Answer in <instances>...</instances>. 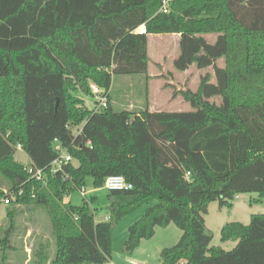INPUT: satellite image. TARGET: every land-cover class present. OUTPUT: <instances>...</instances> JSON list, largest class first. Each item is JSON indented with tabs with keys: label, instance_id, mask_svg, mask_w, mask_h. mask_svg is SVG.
<instances>
[{
	"label": "trees",
	"instance_id": "obj_1",
	"mask_svg": "<svg viewBox=\"0 0 264 264\" xmlns=\"http://www.w3.org/2000/svg\"><path fill=\"white\" fill-rule=\"evenodd\" d=\"M166 34L180 36L176 70H214L197 91L175 93L193 110L113 107L115 79L147 76L149 37ZM92 86L107 109H87ZM55 140L73 161L51 175ZM18 146L48 170L46 186L29 180ZM116 175L133 189L110 191L108 221H96L86 198L66 202L88 178L98 189ZM7 189L24 193L6 207L2 250L24 211L51 219L56 250L40 245L37 264H110L114 227L146 205L127 252L175 224L182 236L161 264H264V214L221 229L231 251L211 246L205 221L213 202L264 201V0H0V206Z\"/></svg>",
	"mask_w": 264,
	"mask_h": 264
},
{
	"label": "rangeland",
	"instance_id": "obj_2",
	"mask_svg": "<svg viewBox=\"0 0 264 264\" xmlns=\"http://www.w3.org/2000/svg\"><path fill=\"white\" fill-rule=\"evenodd\" d=\"M179 40V35H151L148 44L151 59L149 74L147 76L116 78L111 91L112 106L135 113L144 110L155 112L192 111L190 104L185 102L181 95H175V93L186 89L197 91L200 79L206 73L213 75L214 70L208 68L202 71L197 69L195 65L185 73L176 70L174 61L180 55ZM222 65L223 60L218 63L220 67ZM82 98L87 109L91 111L96 109L95 98L88 96H82ZM213 101L220 102L219 99ZM15 159L22 165L29 160L25 152L21 151H17ZM87 181L86 201L94 212L96 221H108L110 191L104 187L94 188L91 178H88ZM92 199H95V202H92ZM259 199L257 194H243L234 200L231 208H220L218 202L211 203L208 215L205 216L206 228L213 236L211 246L231 251L236 243L233 241L223 242L221 229L234 222L247 225L253 215L264 214V201L261 202ZM65 200L75 206L83 205L85 201L80 192L71 194ZM147 207V205L143 206L135 210L134 213L125 216L114 227L110 264H161V250L172 247L180 240L181 231L175 224H171L167 228H157L154 238L143 240L135 251L127 252L125 243L129 237L128 229L142 217ZM6 214V207L0 206V229L3 230L8 227ZM16 220V228L11 234L9 249L2 250L3 243H0V264H37L39 261L37 253L42 244L49 243L51 253L55 252L51 219L45 211H24Z\"/></svg>",
	"mask_w": 264,
	"mask_h": 264
},
{
	"label": "built area",
	"instance_id": "obj_3",
	"mask_svg": "<svg viewBox=\"0 0 264 264\" xmlns=\"http://www.w3.org/2000/svg\"><path fill=\"white\" fill-rule=\"evenodd\" d=\"M166 5L163 8V12L166 13ZM139 34H145V28L142 27L137 31ZM94 98L96 99V104L101 109H107L108 98L104 95L103 91L96 86H92ZM55 150L58 152L59 156L51 163L50 168L48 169L51 175H56L64 170V167L69 165L73 161L71 154L69 153L68 148H64L57 140H55ZM18 151H23L22 147L18 146ZM26 171L29 176V180H34L36 183L42 185L48 184V170L39 169L33 163L29 162L25 164ZM104 188L108 191H130L133 189V186L120 175L110 176L105 180ZM23 190H6L5 197L2 199V204L7 207L11 203L17 202L18 197L23 196ZM82 197L87 198L86 188L80 190ZM34 197V195H33ZM238 198V197H237Z\"/></svg>",
	"mask_w": 264,
	"mask_h": 264
},
{
	"label": "crops",
	"instance_id": "obj_4",
	"mask_svg": "<svg viewBox=\"0 0 264 264\" xmlns=\"http://www.w3.org/2000/svg\"><path fill=\"white\" fill-rule=\"evenodd\" d=\"M152 112H155V111H152ZM233 209V208H232Z\"/></svg>",
	"mask_w": 264,
	"mask_h": 264
}]
</instances>
